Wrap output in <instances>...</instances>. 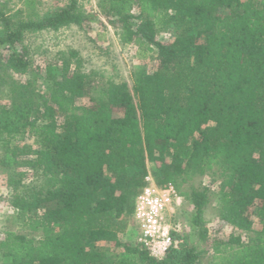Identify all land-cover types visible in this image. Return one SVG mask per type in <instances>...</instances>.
I'll return each mask as SVG.
<instances>
[{
  "label": "trees",
  "instance_id": "1",
  "mask_svg": "<svg viewBox=\"0 0 264 264\" xmlns=\"http://www.w3.org/2000/svg\"><path fill=\"white\" fill-rule=\"evenodd\" d=\"M2 7L0 89L9 104L0 105V166L14 172L10 206L28 234L5 232L0 264H202L207 248L177 232L182 241L161 259L121 239L129 224L135 231L147 176L188 202L194 241L209 240L211 197L220 225L252 234L213 238L209 264H264V0H98L121 44L156 56L153 70L132 72L131 86L85 72L68 51L56 68L46 65L40 88L26 34L84 28L96 15L76 0L36 19ZM159 30L173 38L158 40ZM204 173L216 176V191L181 190Z\"/></svg>",
  "mask_w": 264,
  "mask_h": 264
},
{
  "label": "rangeland",
  "instance_id": "2",
  "mask_svg": "<svg viewBox=\"0 0 264 264\" xmlns=\"http://www.w3.org/2000/svg\"><path fill=\"white\" fill-rule=\"evenodd\" d=\"M69 2L70 0H34L32 3H28L26 0H0V3L3 4L2 8L7 14L16 13L23 19H36L45 12L66 6ZM97 2L98 0H76L77 5L83 12L96 15L95 20L86 22L84 28L72 25L56 31L44 30L26 34L25 42L29 47L33 65L40 68L38 73V86L40 88H43L46 84L44 78L46 65L51 64L56 68L59 56L68 53V51L78 53L82 61L81 69L85 72L96 71L116 82L124 81L128 86L132 84L133 71L137 69L151 71L156 67L155 54L140 56L135 44H121L119 42L114 28L98 15ZM172 38V33L169 31L159 30L157 33L158 40L168 41ZM13 77L16 82H22L27 78L25 75L20 76L17 74ZM7 104H9L8 93L6 89H0V105ZM25 142L33 148L38 145L37 138H29ZM16 170L19 171L22 168L19 167ZM13 173L12 169L0 166V239L4 237L6 231L28 234V231L23 229L15 219V210L10 206L11 190L8 187V177ZM36 178L30 174L26 181L36 180L39 183ZM217 183L215 175L204 173L194 176L184 183L181 190L189 191L192 188L200 189L210 186L211 190L216 191ZM189 210L190 205L183 199L176 210L177 234L184 238L187 237L189 244L195 242L199 249L207 248L202 264H209L210 262V244L213 238L226 240L230 235H240L242 240L247 242L249 236L252 235L250 232L246 233L231 226L220 225L216 203L214 197H211L204 212L209 240L207 242L194 241L195 237L187 220ZM252 220L254 230L259 229V211L256 208L252 209ZM134 235L135 231H133L132 224H129L126 232L121 234L120 237L122 240L133 243ZM175 240L177 244L182 241L178 238ZM109 251L110 254L120 258L121 249L111 248Z\"/></svg>",
  "mask_w": 264,
  "mask_h": 264
},
{
  "label": "built area",
  "instance_id": "3",
  "mask_svg": "<svg viewBox=\"0 0 264 264\" xmlns=\"http://www.w3.org/2000/svg\"><path fill=\"white\" fill-rule=\"evenodd\" d=\"M134 199L132 222L134 242L150 256L161 259L176 246L172 233L177 232L176 210L183 197L172 184L156 185L150 176Z\"/></svg>",
  "mask_w": 264,
  "mask_h": 264
}]
</instances>
